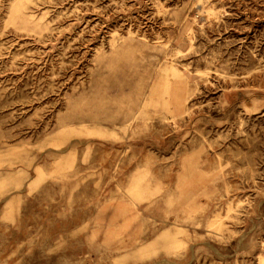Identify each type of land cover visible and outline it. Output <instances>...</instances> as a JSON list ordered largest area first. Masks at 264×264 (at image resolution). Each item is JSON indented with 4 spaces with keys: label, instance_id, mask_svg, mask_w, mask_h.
<instances>
[{
    "label": "rangeland",
    "instance_id": "1",
    "mask_svg": "<svg viewBox=\"0 0 264 264\" xmlns=\"http://www.w3.org/2000/svg\"><path fill=\"white\" fill-rule=\"evenodd\" d=\"M169 263L264 264V0H0V264Z\"/></svg>",
    "mask_w": 264,
    "mask_h": 264
},
{
    "label": "bare ground",
    "instance_id": "2",
    "mask_svg": "<svg viewBox=\"0 0 264 264\" xmlns=\"http://www.w3.org/2000/svg\"><path fill=\"white\" fill-rule=\"evenodd\" d=\"M173 87V86H172ZM172 89V88H171ZM175 89V88H174ZM172 91V90H171ZM172 93V92H171ZM181 97V96H180ZM179 99V98H178ZM181 100V99H180ZM174 101V100H173ZM179 102H181V101H179ZM175 104V103H174ZM173 104V105H174ZM179 105H181V104H179ZM217 216V215H216ZM163 262V261H162ZM159 263V262H158ZM161 263V262H160ZM170 264V263H169Z\"/></svg>",
    "mask_w": 264,
    "mask_h": 264
}]
</instances>
